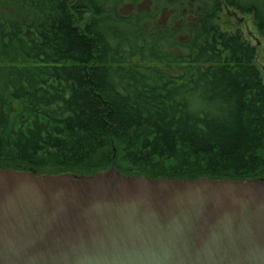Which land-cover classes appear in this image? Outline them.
Masks as SVG:
<instances>
[{
    "label": "trees",
    "instance_id": "16d2710c",
    "mask_svg": "<svg viewBox=\"0 0 264 264\" xmlns=\"http://www.w3.org/2000/svg\"><path fill=\"white\" fill-rule=\"evenodd\" d=\"M71 1L85 17L67 0H0V168L264 178L258 48L217 13L181 42L108 0ZM228 2L264 41V0Z\"/></svg>",
    "mask_w": 264,
    "mask_h": 264
},
{
    "label": "water",
    "instance_id": "95a60500",
    "mask_svg": "<svg viewBox=\"0 0 264 264\" xmlns=\"http://www.w3.org/2000/svg\"><path fill=\"white\" fill-rule=\"evenodd\" d=\"M0 264H264V178L0 168Z\"/></svg>",
    "mask_w": 264,
    "mask_h": 264
},
{
    "label": "flooded vegetation",
    "instance_id": "af4514ba",
    "mask_svg": "<svg viewBox=\"0 0 264 264\" xmlns=\"http://www.w3.org/2000/svg\"><path fill=\"white\" fill-rule=\"evenodd\" d=\"M83 5L78 4V7ZM107 6L118 9L126 17L139 16L146 25L159 26L168 37L181 42L200 30L204 31V28L209 29V21H213V16L217 13V21L224 31L240 32L245 41L258 49L261 44V40L251 31H248V35L254 41L253 44L241 32L238 27L239 24L234 25L230 19H227L228 23L222 21L223 13L224 17L229 15V17L239 20L240 25L248 26L252 22L253 27L259 33L255 23V15L248 10L245 12L231 5L228 0H108ZM66 7L69 16H86L85 11L81 13L75 11V6L71 0H67Z\"/></svg>",
    "mask_w": 264,
    "mask_h": 264
},
{
    "label": "rangeland",
    "instance_id": "374dc122",
    "mask_svg": "<svg viewBox=\"0 0 264 264\" xmlns=\"http://www.w3.org/2000/svg\"><path fill=\"white\" fill-rule=\"evenodd\" d=\"M222 16H223L222 17V21H224V22H227V19H230L231 22H233L234 25H238L239 24L238 27L240 28L241 32L244 33V36L248 40H250L252 42V44L254 43V41L249 38L248 31L249 32L251 31V33L253 35H255L258 39L261 40V44L259 45L260 47L258 46L259 47V51H258L259 55H258V58H257V63L260 65V67H263L264 66V42H263V39H262L261 35L257 32L256 28L253 27L252 22H250V24L248 26H246L244 24L240 25L239 20H236V19H234L232 17H229V15L227 17L226 16L224 17L223 13H222Z\"/></svg>",
    "mask_w": 264,
    "mask_h": 264
}]
</instances>
